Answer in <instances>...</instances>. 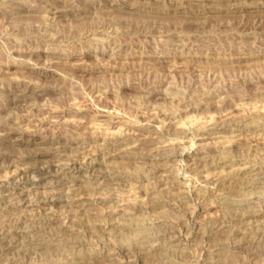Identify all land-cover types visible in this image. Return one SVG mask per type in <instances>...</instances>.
Returning <instances> with one entry per match:
<instances>
[{"label": "rangeland", "instance_id": "rangeland-1", "mask_svg": "<svg viewBox=\"0 0 264 264\" xmlns=\"http://www.w3.org/2000/svg\"><path fill=\"white\" fill-rule=\"evenodd\" d=\"M0 264H264V0H0Z\"/></svg>", "mask_w": 264, "mask_h": 264}, {"label": "bare ground", "instance_id": "bare-ground-1", "mask_svg": "<svg viewBox=\"0 0 264 264\" xmlns=\"http://www.w3.org/2000/svg\"><path fill=\"white\" fill-rule=\"evenodd\" d=\"M34 155V154H33ZM37 155V154H36ZM35 170V169H34ZM36 170H37V168H36ZM39 171V170H38ZM46 172V171H45ZM42 173V172H41ZM21 199V198H20ZM51 202V201H50Z\"/></svg>", "mask_w": 264, "mask_h": 264}]
</instances>
